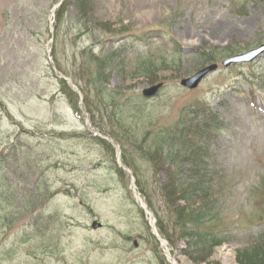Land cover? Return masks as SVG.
<instances>
[{
	"label": "rangeland",
	"instance_id": "374dc122",
	"mask_svg": "<svg viewBox=\"0 0 264 264\" xmlns=\"http://www.w3.org/2000/svg\"><path fill=\"white\" fill-rule=\"evenodd\" d=\"M63 1L0 0V264H239L264 236V50L223 61L264 46V0H68L57 24ZM188 109L229 230L205 250L169 243L137 185L168 221L186 169L150 154Z\"/></svg>",
	"mask_w": 264,
	"mask_h": 264
},
{
	"label": "trees",
	"instance_id": "16d2710c",
	"mask_svg": "<svg viewBox=\"0 0 264 264\" xmlns=\"http://www.w3.org/2000/svg\"><path fill=\"white\" fill-rule=\"evenodd\" d=\"M68 10V0H64L56 9L57 24ZM62 83L67 87L65 81L62 80ZM72 95L74 97L72 105L77 110L78 97L73 91ZM86 101L85 99V103ZM96 113L97 110L93 111V118ZM200 113L198 110L197 113L189 109L185 110L173 125L161 128L158 134L159 140L156 141L158 144L156 151L150 154L153 158L156 155L158 159H167L177 164L176 171L180 167L186 169V175L180 177L177 173L176 178L159 187L161 199L171 209L168 221L160 215L152 195L139 179L137 185L146 197L148 208L155 213L159 233L169 243L175 240L174 236L184 237L188 240L189 247L205 250L223 243L227 239L229 230L221 213L224 206L221 201L223 194L219 191L220 183L214 180L217 171L211 168L206 160V147L199 146L196 140L207 132L202 126V121L198 119ZM188 162L190 166L185 165ZM123 163L131 169L134 167V163L125 153H123ZM119 171L124 172L121 168ZM181 201L184 202L183 205L179 204ZM256 238L252 244L237 250L236 258L239 264H264V236Z\"/></svg>",
	"mask_w": 264,
	"mask_h": 264
},
{
	"label": "water",
	"instance_id": "95a60500",
	"mask_svg": "<svg viewBox=\"0 0 264 264\" xmlns=\"http://www.w3.org/2000/svg\"><path fill=\"white\" fill-rule=\"evenodd\" d=\"M263 50H264V46H261L260 48L251 50L249 52H245L242 54H236V55H234L228 59H225L223 61V65L228 66L232 63H242V62H246V61H251L255 57L259 56ZM217 68H218L217 63L207 65L204 68L195 72L193 75L183 78L180 81V85L182 87H185V88L194 89V88L198 87V85L203 81V79H205L210 73L217 70ZM163 86H164L163 82H158L156 84H153V85L148 86L145 89H143L142 94L148 98L153 97L163 88ZM142 207L145 208L144 205H142ZM154 232L159 237V234L157 232V228L155 225H154ZM162 242L166 243L165 240H162Z\"/></svg>",
	"mask_w": 264,
	"mask_h": 264
}]
</instances>
